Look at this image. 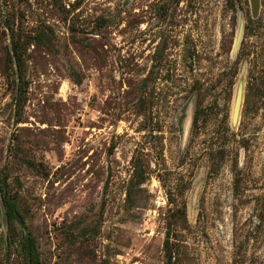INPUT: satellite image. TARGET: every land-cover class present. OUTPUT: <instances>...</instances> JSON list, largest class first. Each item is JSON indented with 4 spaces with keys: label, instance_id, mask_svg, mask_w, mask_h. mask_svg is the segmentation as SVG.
Segmentation results:
<instances>
[{
    "label": "rangeland",
    "instance_id": "1",
    "mask_svg": "<svg viewBox=\"0 0 264 264\" xmlns=\"http://www.w3.org/2000/svg\"><path fill=\"white\" fill-rule=\"evenodd\" d=\"M2 180L39 264H264V0H0Z\"/></svg>",
    "mask_w": 264,
    "mask_h": 264
},
{
    "label": "trees",
    "instance_id": "2",
    "mask_svg": "<svg viewBox=\"0 0 264 264\" xmlns=\"http://www.w3.org/2000/svg\"><path fill=\"white\" fill-rule=\"evenodd\" d=\"M41 37L38 39L39 42H41ZM13 57L14 61L17 65H20L22 58L21 53L18 47L14 46L13 50ZM196 122L194 118V123ZM137 174L139 177H136L135 182L142 183L144 181L143 174L139 175V172H135V166H134V175ZM5 187V180H2L0 182V200L2 203V206L4 208V212L6 215L7 222L10 223L14 222L16 225L22 228L23 235L21 237V249L24 256V263L25 264H39V258L38 254L35 248V243L33 238L31 237L30 233L25 231L24 227V221L22 216L20 215L17 206H16V200L13 196H11L7 191L4 190ZM168 204L172 205L173 208L168 209V217L165 221L166 226V233L165 238L163 241L164 246V257L167 259V261H170L172 258L171 249H170V231L174 224L178 221L179 214H183V209L178 206L180 203H176L175 199H172L171 195H169ZM182 209V210H181Z\"/></svg>",
    "mask_w": 264,
    "mask_h": 264
},
{
    "label": "water",
    "instance_id": "3",
    "mask_svg": "<svg viewBox=\"0 0 264 264\" xmlns=\"http://www.w3.org/2000/svg\"><path fill=\"white\" fill-rule=\"evenodd\" d=\"M250 8H251V15L252 17H256L259 7V0H249Z\"/></svg>",
    "mask_w": 264,
    "mask_h": 264
}]
</instances>
